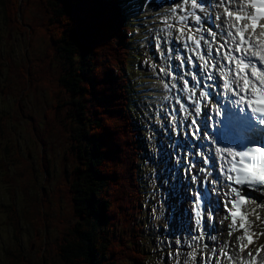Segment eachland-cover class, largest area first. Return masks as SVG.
I'll use <instances>...</instances> for the list:
<instances>
[{
    "label": "rangeland",
    "instance_id": "374dc122",
    "mask_svg": "<svg viewBox=\"0 0 264 264\" xmlns=\"http://www.w3.org/2000/svg\"><path fill=\"white\" fill-rule=\"evenodd\" d=\"M124 1L129 12H134L129 17L133 19L130 46L137 54L135 70L138 67L141 72L134 76L131 91L139 113L137 127L146 133L140 141L144 148L143 214L136 222L142 234L140 246L147 264H177L186 256L175 259L180 252L177 231H164L169 226L163 214L183 199L169 200L167 191L172 186L163 176L167 160L157 159L160 148L170 145L168 132L156 127L154 108L149 105V101L155 103V92L148 89L160 80L154 68H162L161 53L154 42L153 18L146 15L147 0ZM17 15L19 21L5 24L0 5V83L5 88L0 94V144H12L11 152L0 151V264H66L57 246L65 229L76 223L70 190L79 164L77 151L71 149V96L59 84L67 59L50 52L52 44L44 25L47 16L40 0H21ZM167 234L175 238L168 239Z\"/></svg>",
    "mask_w": 264,
    "mask_h": 264
},
{
    "label": "trees",
    "instance_id": "16d2710c",
    "mask_svg": "<svg viewBox=\"0 0 264 264\" xmlns=\"http://www.w3.org/2000/svg\"><path fill=\"white\" fill-rule=\"evenodd\" d=\"M40 4L52 52L67 59L59 82L71 96V149L79 163L70 190L77 219L65 230L58 254L66 264H144L136 225L143 213L140 134L133 133L124 5L119 0ZM0 5L5 24L20 20L19 0H0ZM4 91L0 83V94ZM11 148L0 144V151Z\"/></svg>",
    "mask_w": 264,
    "mask_h": 264
},
{
    "label": "snow or ice",
    "instance_id": "6c2138e0",
    "mask_svg": "<svg viewBox=\"0 0 264 264\" xmlns=\"http://www.w3.org/2000/svg\"><path fill=\"white\" fill-rule=\"evenodd\" d=\"M218 4H228L231 6L232 0H216ZM189 0H180L175 8L174 12H178L177 24H185L184 27L177 29V36L175 37L178 45H187L183 41V37L187 34V40L192 41L197 47L193 49L194 52L200 51L201 39H196L193 33V27L196 31H200V26L205 20L211 21L213 27H217L218 21L221 20L220 16L212 14L210 16L202 18V15H192L189 9V14L185 15V9L182 5L188 4ZM204 0H190L192 8L200 9ZM206 6V5H205ZM224 17L226 21L223 34L225 36L233 37L232 43L234 48H229L221 55L222 60H226L229 66L228 71H232V65L235 64V77L236 79L230 82L226 79L223 83V88L229 92L234 93L239 99L230 100L231 107L225 105L222 107L219 103L209 104L211 99L210 93L205 91L199 99L204 101V107L210 109V112H214L217 119L213 127L215 131L212 135L205 134V139L211 142L214 146L209 149L211 152V160L218 161L223 159L224 162L230 167H221V172L230 173L226 176L227 181L234 182L239 187H234L231 184L227 185L228 191L223 193L225 197L223 200V206L227 213H230L231 223L228 225L229 236L231 237L233 229H236L237 220L239 223V229L243 230V235L238 236L237 240L242 243L239 245L238 251L244 253L251 246L254 251L247 250V256L250 258L245 261L244 264H253L255 260V253H259L264 250V243H259V238L264 237V201L257 203L255 197H251V193L259 192L264 195V147L260 144L264 143V106L257 107L253 103L252 99H245V95L250 93L252 97H255L257 91L264 90V0H244L243 6L238 10L232 11L229 8H224ZM190 21V23H185ZM232 29L234 31H229ZM206 39H204V49L207 56H212L213 47L212 43L215 41L217 33L211 31L209 28L204 29ZM238 37V39L236 38ZM255 37V40H254ZM167 44V42L165 41ZM228 45L221 43L215 51L220 53L221 49L227 48ZM258 49V50H251ZM239 53V55H236ZM203 60L201 76L205 81L207 88H211L213 85L207 84L208 80H218L219 75H213L208 71L210 67V61L204 56L199 57ZM188 62L192 61V56L187 57ZM259 65V66H258ZM216 67V65H211ZM193 69L189 68V72ZM163 72V69L160 70ZM242 81V84H241ZM200 81L197 80L198 84ZM183 84H188V80L185 79ZM235 84L239 91L233 88ZM220 97L218 96L217 99ZM196 97L193 96L195 101ZM248 105L250 111H246L245 107L237 105ZM190 111L185 118L187 124V133L194 138L192 147L206 148L207 144L196 145L195 140L201 135V126L207 129L209 124L207 119L201 118L202 108L201 106L193 102L189 105ZM183 111V109H181ZM190 121V123H189ZM199 121V123H198ZM222 125V127H221ZM183 132L184 129H179ZM224 146H219L217 141ZM236 141L243 143V150L237 151L236 147L229 146ZM249 144L254 146H248ZM180 146H178L179 148ZM188 149H185L187 152ZM218 154V155H217ZM196 155H199L196 153ZM207 165L209 163L208 157L201 158ZM184 169L188 170L185 176V183L188 182V176H191V181L195 185L197 178L201 176V170L197 169L195 174L192 173L193 165L185 163ZM183 170V169H182ZM234 173V175L232 174ZM203 184V181H201ZM207 190V189H205ZM189 194L192 195L191 188ZM195 196L197 197L195 202V216L197 217L195 223L200 225L202 223L203 213L201 211L200 202V190L197 189ZM242 204H249L250 208L247 212L242 213L240 206ZM231 205V207H230ZM207 218L209 220V227H212V203L207 205ZM227 218V216H226ZM252 229V230H250ZM199 231V229L197 230ZM211 240H215L214 236L208 237ZM232 247H235L233 245ZM231 251V249H229ZM216 252V245L214 244L213 253ZM227 255V253H225ZM231 259V256H228Z\"/></svg>",
    "mask_w": 264,
    "mask_h": 264
},
{
    "label": "bare ground",
    "instance_id": "6f19581e",
    "mask_svg": "<svg viewBox=\"0 0 264 264\" xmlns=\"http://www.w3.org/2000/svg\"><path fill=\"white\" fill-rule=\"evenodd\" d=\"M178 3H180V0H149L148 4H146L148 16L154 17V20L151 23L152 28L160 39V46L163 51V53H161L162 65H164L165 69L171 73L170 77H165L164 75L162 76L163 78L162 80H160V82L154 84L153 91L156 93V96L154 98V118L157 121L156 125L158 128L164 127L162 119H164L163 115L166 114L165 112L167 110V113L171 114L172 116V127L175 132H178L180 127H186L185 118L188 116L190 111L189 105L192 104L189 99L188 89L184 88L179 81L180 70H178L179 67H177V58L183 56L184 54L187 55L186 53L188 51H193V49H195V47L193 46V42L187 40V34L182 38L187 47L178 45L175 39V37L177 36V29L179 27L185 26V24H177L179 13L173 11V8H175ZM182 7L185 9L186 16L189 14L190 9L192 15H202V18L210 16L212 14L221 17V20L218 21L219 26L217 27H213L209 20L204 21V23L200 26V31H196L195 27H193L192 34L196 39H206L204 29L207 27H211L213 32H217L221 36V25L225 24V22H229L226 21V18L221 11V6L216 2V0H204V3L201 5L200 9L192 8L190 0L188 4L182 5ZM185 23H190V21H186ZM165 41L167 42V44L165 43ZM183 60L185 59L183 58ZM181 109H183V111H181ZM165 127L167 128V126ZM166 130L170 132V135H168L169 139L174 137V134L172 135V131L169 127ZM175 140L178 141L176 138ZM176 141H172V144H175L174 142ZM182 145L183 144L181 143L179 146L182 147ZM184 184H186V188H188L189 185H191V179L187 183L184 182ZM185 192L186 190L183 191L182 189H180L178 191V194L179 196H182ZM255 197L258 198V203L260 201H264V195L256 194ZM185 205L186 208L189 207L186 201ZM262 214H264V210H262ZM184 219L182 222L186 226V230L184 229V234L189 235L187 238H181L180 249L184 251L190 250L188 254L190 258L187 262L188 264H195L198 252L200 250H209L210 253H213L214 244L216 245V252L218 253L225 252L226 250L231 249L232 253L234 255L236 254L235 250L238 248V245L241 242L237 240V237L241 235L240 233L233 232L234 234L231 237L229 236L228 225L230 224V222L225 215H221V217H219V220H221L223 224L222 228L221 225H218L219 222L213 224V226H215L214 228L222 229L224 232L223 234H221L220 230H218L216 232V234L218 235H214L216 236V238H220V240H223L220 245L208 240L206 242L199 241L198 238L195 237L197 235H194L193 233L191 220L188 218L185 221ZM208 225L209 222H206V227H209ZM209 233L210 232L208 229V234ZM205 236L207 235L205 234ZM258 242L264 243V237L259 238ZM207 245H210L211 249H208L206 247ZM233 245H235V247H232ZM250 250L253 251L254 249L251 247ZM207 264H209V262Z\"/></svg>",
    "mask_w": 264,
    "mask_h": 264
},
{
    "label": "water",
    "instance_id": "95a60500",
    "mask_svg": "<svg viewBox=\"0 0 264 264\" xmlns=\"http://www.w3.org/2000/svg\"><path fill=\"white\" fill-rule=\"evenodd\" d=\"M21 1V0H20Z\"/></svg>",
    "mask_w": 264,
    "mask_h": 264
}]
</instances>
